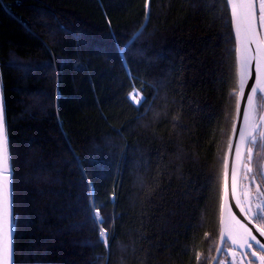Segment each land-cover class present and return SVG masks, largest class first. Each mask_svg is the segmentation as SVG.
<instances>
[{
    "label": "trees",
    "instance_id": "16d2710c",
    "mask_svg": "<svg viewBox=\"0 0 264 264\" xmlns=\"http://www.w3.org/2000/svg\"><path fill=\"white\" fill-rule=\"evenodd\" d=\"M0 76L13 264H210L238 90L226 0H0ZM253 136L240 190L264 227Z\"/></svg>",
    "mask_w": 264,
    "mask_h": 264
},
{
    "label": "water",
    "instance_id": "95a60500",
    "mask_svg": "<svg viewBox=\"0 0 264 264\" xmlns=\"http://www.w3.org/2000/svg\"><path fill=\"white\" fill-rule=\"evenodd\" d=\"M228 10H230V21L232 25V32L234 34V43H235V54H236V66H237V105H236V116L234 120V125L231 131V136L228 142V148L225 154V163H227V181H225V175L223 176V194H222V206H221V216H220V232L219 239L216 246V251L213 256V260L210 264H216L219 261V257L224 249V244L227 242L231 247H234L238 250L242 257L246 258L245 252L246 250H250L258 259L259 264H263L260 256L256 251H252L251 248L248 247V244L251 243L253 246L259 248L264 254V236L260 234L258 228H261L257 223L252 220L246 212L243 201L240 198V177L243 169V163L245 159V154L247 148L249 146L248 139H241V135L248 138L252 136L256 128L259 126L261 122L260 132H263L264 129V119H260L259 123H257V127L251 130V119L254 116V107L256 104V96L259 94L257 92L256 96L253 99V105L249 106L247 97L251 92V86L255 83V67H256V59L261 61V67L264 68V41L261 36V32L259 31L258 21L256 20V11L254 17H249L248 9L244 6H241L239 9H233L232 5L226 0ZM235 11V15H233ZM248 27L251 32L255 33L251 37V40L248 39L245 29ZM261 48V52L257 54V47ZM247 55L249 57H256V59H252L250 61L249 70L250 75L245 80V85L243 90L240 88L239 84V67L241 58ZM243 92V95H241ZM263 98H264V94ZM0 104H4L2 87H1V76H0ZM4 109V107H3ZM247 109L248 118L247 120L244 118L245 110ZM264 110V108H263ZM264 114V111H263ZM264 116V115H263ZM5 120V114H4ZM6 128V121H5ZM235 129V132L233 131ZM250 129V131H249ZM7 135V133H6ZM231 145V149L229 148ZM237 148L239 149V155H237ZM9 156V155H8ZM224 163V168H225ZM233 170H235L236 176V188L235 192H233L232 187V177ZM10 172V166H9ZM225 173V170H224ZM8 175V172L5 173ZM9 185L10 192V200H11V178L7 181ZM12 205V200H11ZM243 209V211H241ZM12 214V211H11ZM239 221V222H238ZM248 230H251V234L256 237L260 243L257 244L256 241H253L251 237L248 235ZM13 236V234H12Z\"/></svg>",
    "mask_w": 264,
    "mask_h": 264
},
{
    "label": "snow or ice",
    "instance_id": "6c2138e0",
    "mask_svg": "<svg viewBox=\"0 0 264 264\" xmlns=\"http://www.w3.org/2000/svg\"><path fill=\"white\" fill-rule=\"evenodd\" d=\"M228 2L232 5L233 9H239L241 6H244L248 9L249 17H254L255 11H258L259 16L258 19L262 25H264V0H259V7L256 9L257 0H228ZM149 0H145V8H148ZM235 15V11L233 13ZM246 35L249 40L251 37L255 35V33L251 32L248 27L245 29ZM257 54L261 52V48L257 47ZM252 59H256V57H249L244 55L240 61L239 67V84L240 88L243 90L245 85V80L249 77L250 70L249 65ZM255 83L251 86V92L247 97L248 105H253V99L256 96L257 92L264 94V68L261 67V61L256 59V67H255ZM139 93L132 92L130 93L126 99L129 100L131 104L139 107L143 103L146 102V98L144 96H137ZM243 95V92H241ZM244 118L247 120L248 112L247 109L244 113ZM264 119V117H262ZM235 132V129H233ZM261 138L264 139V133H261ZM241 139H248L251 142H255L256 137L250 136L248 138L241 135ZM231 145L229 148L231 149ZM237 155H239V149L237 148ZM251 159V156H249ZM251 171V169H249ZM8 172V175L5 173ZM11 173L9 172V156H8V138L6 135L5 128V120H4V110L2 104H0V264H13V247H12V214H11V200H10V192L9 185L7 181L10 179ZM225 181H227V163H225ZM264 175V174H262ZM255 179V177H253ZM232 187L233 192H235L236 188V176L235 170H233L232 177ZM243 211V209H241ZM257 216L261 219H264V205L257 206ZM91 222L97 231V243L103 244L107 248L108 242V228L103 227L102 225L105 223V219L101 216L99 212V208L97 207L95 211L91 212ZM239 222V221H238ZM258 231L262 236H264V227L258 228ZM248 235L251 237L253 241H256L257 244L260 242L256 240V237L251 234V230H248ZM248 247L251 248L252 244L249 243ZM264 247V245H261ZM261 261H264V256L260 257Z\"/></svg>",
    "mask_w": 264,
    "mask_h": 264
},
{
    "label": "rangeland",
    "instance_id": "374dc122",
    "mask_svg": "<svg viewBox=\"0 0 264 264\" xmlns=\"http://www.w3.org/2000/svg\"><path fill=\"white\" fill-rule=\"evenodd\" d=\"M258 7H259V0H257V2H256V9H258ZM258 16H259V13H258V11H256V20L258 21V26H259V31L261 32V36H262V39H263V41H264V25H262L261 23H260V21H259V19H258ZM263 108H264V104H263V107H262V109H261V111H260V113L259 112H257L256 110H255V107H254V116H253V121H255L256 123H259V121H260V119H261V117H264L263 115ZM260 124H261V122H260ZM259 124V125H260ZM258 130H260V129H258ZM257 130V131H258ZM256 133V132H255ZM263 142H264V139H263ZM251 152H252V149L250 148V150H248V154H247V158L249 159V156H251ZM246 164V163H245ZM243 165V167H244V169H246V168H248L247 167V165H248V163H247V165ZM262 166H263V174H264V160H263V163H262ZM263 177H264V175H263ZM247 195V194H246ZM245 199H246V197H244ZM242 201H244V199L242 200ZM245 202V201H244ZM226 253H227V257L229 258V260L228 261H226L228 264H245V262H244V260H243V258H241L240 257V255L238 254V253H235L233 250H231L229 247L228 248H226ZM225 261H223V262H221L220 264H227Z\"/></svg>",
    "mask_w": 264,
    "mask_h": 264
},
{
    "label": "flooded vegetation",
    "instance_id": "af4514ba",
    "mask_svg": "<svg viewBox=\"0 0 264 264\" xmlns=\"http://www.w3.org/2000/svg\"><path fill=\"white\" fill-rule=\"evenodd\" d=\"M260 127H261V124L256 128V130L253 132L254 134H255V132L257 133L258 131V129H260ZM253 134V135H254ZM261 142H263V139L261 138ZM249 146H248V148H247V152H246V154H245V159H244V163H243V165L246 163V162H248V163H250L251 162V160H252V158L251 159H248L247 158V154H248V150H250V148L252 149V144H251V141H249ZM253 155H252V152H251V157H252ZM241 182V181H240ZM239 190H240V188H239ZM240 198H241V192H240ZM241 201H242V198H241ZM243 204H244V201H243ZM244 207H245V205H244ZM245 210H246V207H245ZM247 212V211H246ZM249 214V213H248ZM250 216V215H249ZM251 218V217H250ZM252 219V218H251ZM255 222V221H254ZM260 226V225H259ZM261 227V226H260ZM230 246V245H229ZM231 247V246H230ZM231 250H233L235 253H238L239 255H240V257L241 258H243L242 257V255H241V253L238 251V250H236L234 247H231L230 248ZM251 250L252 251H256L257 253H258V255L261 257V256H264V254H263V252L259 249V248H257L256 246H253L252 245V247H251ZM245 255H246V258H247V260L245 259V258H243V260H244V262H245V264H259V261H258V259H257V257L250 251V250H246V252H245ZM263 264H264V261H263Z\"/></svg>",
    "mask_w": 264,
    "mask_h": 264
},
{
    "label": "bare ground",
    "instance_id": "6f19581e",
    "mask_svg": "<svg viewBox=\"0 0 264 264\" xmlns=\"http://www.w3.org/2000/svg\"><path fill=\"white\" fill-rule=\"evenodd\" d=\"M257 123L255 122V121H253V118L251 119V130H253V129H255L256 127H257V125H256ZM249 131H250V129H249ZM253 136V135H252ZM247 152V151H246ZM243 167V166H242ZM244 170V167H243V169H242V171ZM241 175H242V172H241ZM240 192H241V190H240ZM226 243V242H225ZM225 245V244H224ZM224 247V246H223ZM224 250V249H223ZM222 250V251H223ZM218 263V262H217ZM216 263V264H217Z\"/></svg>",
    "mask_w": 264,
    "mask_h": 264
}]
</instances>
